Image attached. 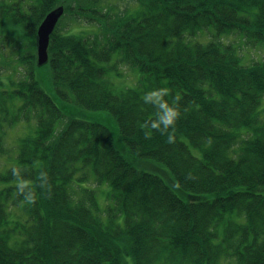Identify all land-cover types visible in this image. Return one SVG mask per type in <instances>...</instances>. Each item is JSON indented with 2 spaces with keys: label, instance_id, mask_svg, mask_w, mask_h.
<instances>
[{
  "label": "trees",
  "instance_id": "1",
  "mask_svg": "<svg viewBox=\"0 0 264 264\" xmlns=\"http://www.w3.org/2000/svg\"><path fill=\"white\" fill-rule=\"evenodd\" d=\"M133 1L121 12L102 0H0V16L33 39L5 38L20 47L15 59L0 53V264H264V58L244 62L227 41L264 43V0ZM60 4L39 66L38 25ZM122 66L134 84L118 83ZM44 67L69 118L40 84ZM158 88L181 112L174 143L141 127L156 118L143 97ZM82 110L109 113L117 130Z\"/></svg>",
  "mask_w": 264,
  "mask_h": 264
},
{
  "label": "rangeland",
  "instance_id": "2",
  "mask_svg": "<svg viewBox=\"0 0 264 264\" xmlns=\"http://www.w3.org/2000/svg\"><path fill=\"white\" fill-rule=\"evenodd\" d=\"M102 2L107 6L108 4H110V8H112L113 11H125V10H132L138 7V3L133 1V0H102ZM70 23L68 21L67 18H65L61 24L62 27H64L66 24ZM85 25V23H83V26L80 23H73L71 24L70 28L71 29H78V28H83ZM71 32H73V30H71ZM19 38L27 43L31 42L33 39L30 38L28 35L25 34L24 30L22 32V30L13 25L12 23H10L8 20L3 19L0 16V53L3 54V57L7 60L10 59H15V52L18 51V46L14 47L11 46L10 44H8V41H5V38ZM28 37V38H27ZM228 42H233L236 46H238L239 52L240 54L243 56L245 55L246 58L243 60L244 62L250 59L253 60H261L264 58V43H259L258 45H256L255 47L252 46H246L243 42V40L241 39L240 36H238V34L230 36V38L227 39ZM20 47V46H19ZM5 53V54H4ZM124 76H123V82H118L119 84L124 83L125 85H132L136 82V73L133 72L131 70V68L127 67V66H122L121 67ZM40 71V84L45 88V90L50 93L55 99L56 102L58 103V105L61 107L64 117L69 118L73 112H74V108L68 106V104H65V102L61 101L58 96L57 93L55 91V87L53 84V80H52V76H50V71L48 69V67H44L42 70L41 68H39ZM7 74H11L12 72L10 69H7L5 72V76H7ZM42 75V76H41ZM38 76V75H37ZM39 79V76H38ZM80 108V107H79ZM81 109V108H80ZM78 116H84L87 117L90 120H94V121H99L107 126H109L112 131H116L117 130V123L115 121V119L113 118V116H111L109 113L107 112H100V111H89V110H82L81 113H75ZM25 125V123H24ZM24 125L20 124L18 127L14 128L13 130H11V133L9 135H7L6 137V144L11 147L13 144L16 143V136L18 134H22L23 130H24ZM118 138V137H117ZM15 150L12 149V154H14ZM198 155V153H196ZM130 158H133V156L131 154H129ZM6 160V157L2 159V161L4 162ZM10 160V158H9ZM155 160V159H154ZM139 161V160H138ZM138 161L136 162V165L140 168H142L139 164ZM153 164H157L158 166L164 168L166 167V165H164L163 163L160 162L159 163H153ZM146 167V166H145ZM143 167V169L145 168ZM166 169H168L166 167ZM151 170V171H150ZM148 171L150 172H156L157 174H162L164 173V171H162L160 168L156 170H152L149 169ZM167 179V178H166ZM167 181H169L167 179ZM3 185L0 184V187H2ZM100 200L102 201L103 205L105 204V201H103V197L100 198ZM15 209V207L13 208Z\"/></svg>",
  "mask_w": 264,
  "mask_h": 264
},
{
  "label": "clouds",
  "instance_id": "3",
  "mask_svg": "<svg viewBox=\"0 0 264 264\" xmlns=\"http://www.w3.org/2000/svg\"><path fill=\"white\" fill-rule=\"evenodd\" d=\"M169 94L168 88H158L147 92L143 100L145 103L152 104L156 109V118L151 121H145L141 125L145 130V137L151 138L148 129L157 130L162 135L167 136L168 143L175 142V125L181 116L177 103L169 104L165 97ZM179 97H177L178 101ZM13 176L17 187V192L23 196V202L26 204H34L36 196L32 191L31 181L23 178L21 170L14 168ZM189 178L192 174L189 173ZM38 186L47 193L51 192V184L49 182L48 173L41 170L37 175Z\"/></svg>",
  "mask_w": 264,
  "mask_h": 264
},
{
  "label": "water",
  "instance_id": "4",
  "mask_svg": "<svg viewBox=\"0 0 264 264\" xmlns=\"http://www.w3.org/2000/svg\"><path fill=\"white\" fill-rule=\"evenodd\" d=\"M65 8L59 5L52 9L42 20L37 30V62L43 65L49 60V42L57 23L64 14Z\"/></svg>",
  "mask_w": 264,
  "mask_h": 264
}]
</instances>
